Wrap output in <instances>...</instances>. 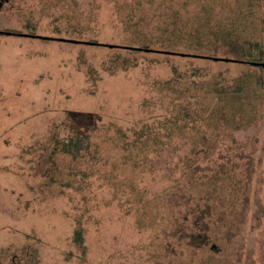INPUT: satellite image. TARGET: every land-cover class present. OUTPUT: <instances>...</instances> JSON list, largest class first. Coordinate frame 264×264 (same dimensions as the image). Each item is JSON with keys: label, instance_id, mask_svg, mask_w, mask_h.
Here are the masks:
<instances>
[{"label": "rangeland", "instance_id": "1", "mask_svg": "<svg viewBox=\"0 0 264 264\" xmlns=\"http://www.w3.org/2000/svg\"><path fill=\"white\" fill-rule=\"evenodd\" d=\"M73 1L12 0L10 9L0 0V30L42 34L45 25L70 38L116 35L229 60L150 51L129 52L139 58L122 65L103 46L0 32V204L18 210L0 209V264H264V71L252 62L264 60V0H97L98 8ZM113 26L136 34L123 38ZM99 88L119 92L106 105ZM61 145L67 150H54L56 167L47 165ZM170 160L179 164L172 174L182 160L195 164L177 186L196 198L206 193L208 214L196 211L189 192L185 200L148 197V164L158 174L168 168L169 188L181 178L179 170L169 178ZM7 169L18 182L4 177ZM170 212V221H157ZM211 217L214 234L194 247ZM71 228L88 231L83 262L69 261L78 251ZM99 228L105 244L93 241ZM160 229L164 244H156Z\"/></svg>", "mask_w": 264, "mask_h": 264}, {"label": "trees", "instance_id": "2", "mask_svg": "<svg viewBox=\"0 0 264 264\" xmlns=\"http://www.w3.org/2000/svg\"><path fill=\"white\" fill-rule=\"evenodd\" d=\"M65 1H68V0H65ZM73 1V0H72ZM74 2V1H73ZM4 3L7 5L8 3L9 4H12V6H10V9H12L13 8V3H12V0H4ZM1 5V4H0ZM2 5H4V4H2ZM70 5V4H69ZM71 5L73 6V7H75V4L74 3H72L71 2ZM93 5H94V8H98V7H96L97 5H98V2H97V0H93ZM94 8H93V10H94ZM89 11V12H94V11ZM64 11H68L67 9H64ZM69 12L70 11H68V14H69ZM71 13V12H70ZM88 13V12H87ZM86 16L87 15H85V18H86ZM38 25V24H37ZM41 29H44V31H42L43 33L42 34H37V33H29V32H14V31H9L10 32V34L9 33H7V32H3L2 34H4V35H16V36H25V37H34V38H38V39H41V40H44V41H57V42H67V43H72V44H86V45H92V46H95V47H97V46H103V47H105L106 48V50L105 51H107L108 53L110 52V54L111 55H114L115 56V60L117 61V62H119V63H121L122 65L124 64V63H132L133 62V60L134 61H136L139 57H136V56H134V59H132L131 58V54L129 53V52H134V53H137V52H140V53H148V52H150V51H155V52H158V53H160L161 54V57L160 58H163L164 59V56L165 55H167V54H169V53H171V54H174V55H177V56H180V57H182V58H179V59H181V60H184V59H189V58H202V59H205V60H215V61H217V60H219V61H221V60H224V59H217V58H213L214 56H217V55H213V54H202V53H194V52H189V51H181V50H173V49H168L167 47H155V48H153V47H149V46H147V45H145L144 43H142L140 40H145L144 38L142 39L141 37L138 39L139 41H140V43H134V44H132V43H129V41H121L120 40V37L119 36H116V35H114L113 36V39H111V40H107V41H98V40H90V39H86V38H82V39H78V38H73V37H66V36H61V35H59V34H52L53 32H51V31H47L46 29H47V26H39ZM116 28H117V30L119 31L118 33H120L119 35H121V33H123V35H124V37L123 38H127V39H130L129 38V36H132V35H134V34H132V32L134 31V33L136 34V30L134 29V30H130V28H123V32L122 31H120L121 30V27H119V26H116ZM116 28H115V26H113V28H111V27H109V29L113 32V33H115V34H118L117 33V31H116ZM140 30V29H139ZM141 32H143L142 30H140ZM145 33V32H144ZM146 34V33H145ZM65 38V39H63V40H60V39H57V38ZM67 39H76V40H79V41H68ZM115 39V40H114ZM94 48V47H93ZM121 55H124V56H126V57H128L129 59H122V58H120V56ZM144 56V55H143ZM185 57V58H184ZM128 60V61H127ZM229 60V59H228ZM228 60H226V61H228ZM259 60H262V59H259ZM230 61H232V60H230ZM262 61H264V60H262ZM169 62V61H168ZM237 62H239V61H237ZM181 63H184V61H182ZM189 63V62H188ZM191 63V62H190ZM169 64L171 65V63L169 62ZM192 64V63H191ZM257 67H258V69L260 70V71H264V66H262V65H260V64H255ZM128 66V64L126 65V67ZM189 67H190V64H189ZM88 68H92V64L88 67ZM123 68H125V67H123ZM92 70H93V68H92ZM174 72L176 71V67H174ZM94 71V70H93ZM172 71V70H171ZM118 74V73H117ZM66 79V78H65ZM64 79V80H65ZM261 84H262V86L264 87V82H261ZM64 87V86H63ZM89 88H90V86H89ZM97 89V88H96ZM100 89V88H99ZM101 90V89H100ZM102 91V90H101ZM117 92H119V91H117ZM116 92V93H117ZM146 92H147V90H146ZM115 93V94H116ZM105 94H107V93H104V91H102V97H103V101H104V104H106V105H108V104H110L107 100H113L114 98H115V94L114 95H110V94H107V96L109 97V98H105L104 97V95ZM144 95V94H143ZM30 101H31V99H30ZM30 101L29 102H25L24 104L22 103V105L24 106V105H26V104H29L30 103ZM108 103V104H107ZM21 104V103H20ZM84 108H82L81 107V109L80 110H78V112H81L82 110H83ZM86 109V108H85ZM94 111L95 112H102V109L101 110H99V111H96L95 109H94ZM166 111H169V109H166ZM93 116H95V115H93ZM175 122H177V123H180V124H182V121L181 120H174ZM182 130V128H178V131L180 132ZM78 134H79V132H77ZM183 136V135H182ZM184 140L185 139H181V143L177 146H174V147H176V148H178V149H180L185 143H184ZM190 141H192V140H190ZM197 142V140H193L192 142H190V144L192 145L193 143H196ZM179 142H177V144H178ZM62 147H60L59 146V148L56 146L53 150H52V152L50 153V155H49V157L47 158L48 160H47V165H50V166H53L54 168L56 167V154L58 153V152H56V154H55V152H54V150H57V151H59V150H61V151H64V150H67L66 148H65V145L63 146V145H61ZM171 150H173V149H171ZM178 156H182V155H180V154H178V155H176L175 157L178 159ZM7 158H9V156H7L6 157V160H5V162H9V159L7 160ZM13 160H15V159H13ZM16 161V160H15ZM171 161L172 160H170V163H171ZM168 163H169V160H168ZM181 164H180V166H178L177 167V169L176 170H179V173H180V177L181 178H179V177H175V176H173V175H175L176 174V170H175V173L174 174H172V168H173V166H175V165H179L178 164V161H175L174 163H171V165H170V169H169V178L171 179L172 178V176H173V179L175 178V184H173L172 186H171V188H169V186H168V184H167V179L165 178V173H166V171H167V169L166 170H164V171H161L160 172V174H158V173H156V172H154V170H153V166H154V164L153 163H150V164H148L146 167H147V169H148V174H147V176H146V178H150L151 179V181L153 182V185H152V187H151V189H150V191H149V195H148V197H151V196H154V197H156V198H158V196H160V195H162V198L163 199H166L168 196H171V195H176L177 193H181L182 194V196H180L183 200H185V198L184 197H186L187 196V194H188V192H189V194L191 195L190 196V198L192 197L193 198V202H194V204L196 205V211L197 212H199V214L201 213V214H208L209 212H210V210H211V203H210V200H209V198L207 197V199L205 200L204 198H205V195H207L206 193H202L201 194V196L199 197V198H196V196H194L193 195V193L192 192H190L189 190H188V186H185V184H183L184 183V179H182V176H185V175H187V172H186V170L189 168V166L190 167H194L195 166V164H191L190 162H186V161H184V160H182L181 162H180ZM21 167V163H20V165H19V168ZM19 168H16L18 171H17V173H18V175H20V176H22L23 175V173L20 171L19 172ZM5 178H6V175H8V174H12L13 175V178H15L14 176H15V174H16V170L14 169V170H12V169H7V170H5ZM249 174V173H248ZM262 174H263V172H262ZM160 175L164 178V183L160 186V187H156V186H154V184H155V182L156 181H158V180H163L162 179V177H160ZM249 177V175H247V178ZM261 178H262V176H260ZM180 179V180H179ZM181 180H183V183H182V185H181V187L180 186H177L178 185V183L181 181ZM261 180V179H260ZM15 181H17V179L15 178ZM24 181H26V179L24 180ZM257 181V180H256ZM18 182V181H17ZM248 181L245 183V186H244V189H243V191H242V194H241V197H240V204L241 205H244V204H246V206H247V203L245 202V199H246V194H247V190H248ZM259 183H260V181H259ZM166 184H167V187H165L166 186ZM256 184V183H255ZM5 186V185H4ZM16 186H23V184L21 183L20 184V182H19V184H16ZM161 188H164L163 190L161 189ZM247 188V189H246ZM257 188V189H256ZM156 189V190H155ZM255 193L254 194H256L257 195V193H258V191H259V189H258V187H255ZM116 195H118V194H116ZM115 195V196H116ZM188 198H189V196H188ZM127 199H129L128 201H129V203H131L132 205L134 204V200H135V197L134 196H129V198L127 197ZM19 204L21 205V206H19L21 209H20V211H24V208L27 206V205H25L24 204V207H23V204H22V202H19ZM252 204V203H251ZM8 206V208L6 209L5 207H3V206ZM250 207H251V205H250ZM11 208H14V209H16V211L18 212V210H17V207L13 204H9V203H1L0 204V209H1V211H10L11 210ZM81 209H82V206H80V205H78V207H77V209H76V211L77 212H81ZM192 210H194V209H188L187 210V215L189 214V213H191V211ZM253 210V209H252ZM82 211H83V209H82ZM97 212H98V209H97ZM29 213V212H28ZM139 213V212H138ZM173 213L174 212H170V214H169V216H167V219L165 220L164 218H163V216L162 217H160V218H158L157 219V221L158 222H168V219H169V221H170V217H171V215H173ZM243 215H245V213H244V210L242 211V213H241V216H240V221H238V225L239 226H241L242 224H243V220H244V217H243ZM211 216V215H210ZM205 217V216H204ZM171 219H172V217H171ZM204 228L202 229V227H201V229H202V232H200L201 234H200V237L201 238H199V240H201L200 241V243H197V244H194V247H200V246H203V245H205L207 242H209V237H208V234L209 233H213V232H210L209 230L211 229V227H210V223H212V222H214L213 221V218L211 217V218H209V220H208V223H207V220H205L204 219ZM163 229V228H162ZM71 230H72V233H73V237H72V234H71V244H73V242H75L74 244L76 245V248L78 249V251H75V253H78V256L79 257H76V254L74 253V252H72V255L70 254V256L69 257H71V258H69V261H71V260H75V261H77L78 260V258H80V260H82V262L85 260V258H83V257H86V255L88 254V253H90V250H89V247H90V243H88V244H86L85 242H84V236H89L88 235V231L86 230V229H81L80 231H77L76 229H72L71 228ZM158 231V230H157ZM160 237H161V241L158 243H156V244H160L161 242L164 244V243H166V238H165V233H164V231H162L161 229H160ZM214 234V233H213ZM102 237V240H101V242H100V238ZM104 237H105V235H104V231H102L101 230V228H99V230H97V234H96V239H94L93 241H96V242H99V243H102V244H105V242H106V240H105V242H104ZM75 238V239H74ZM191 239V241H193V237L190 235V236H187V239ZM187 242L188 243H192V242H190L189 240H187ZM78 245V246H77ZM82 248H81V247ZM92 246V245H91ZM111 249H113V251L115 250V246H109ZM134 249H135V247H133ZM136 250H137V248H136ZM79 254H82V255H79ZM79 262V261H78ZM82 264V263H81Z\"/></svg>", "mask_w": 264, "mask_h": 264}, {"label": "water", "instance_id": "3", "mask_svg": "<svg viewBox=\"0 0 264 264\" xmlns=\"http://www.w3.org/2000/svg\"><path fill=\"white\" fill-rule=\"evenodd\" d=\"M1 32H3V31H1ZM6 32V31H5ZM7 33H10V32H7ZM57 39H60V40H63V39H65V38H57ZM68 41L70 40V41H79V40H76V39H67ZM213 58H217V59H224V60H228V58H224V57H216V56H214ZM254 64H260V65H262V66H264V62L263 61H252Z\"/></svg>", "mask_w": 264, "mask_h": 264}, {"label": "flooded vegetation", "instance_id": "4", "mask_svg": "<svg viewBox=\"0 0 264 264\" xmlns=\"http://www.w3.org/2000/svg\"><path fill=\"white\" fill-rule=\"evenodd\" d=\"M0 32H1V30H0ZM264 62V61H263Z\"/></svg>", "mask_w": 264, "mask_h": 264}]
</instances>
